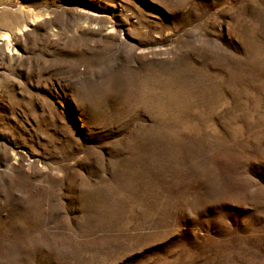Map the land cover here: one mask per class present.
<instances>
[{
	"label": "rangeland",
	"instance_id": "rangeland-1",
	"mask_svg": "<svg viewBox=\"0 0 264 264\" xmlns=\"http://www.w3.org/2000/svg\"><path fill=\"white\" fill-rule=\"evenodd\" d=\"M0 264H264V0H0Z\"/></svg>",
	"mask_w": 264,
	"mask_h": 264
}]
</instances>
